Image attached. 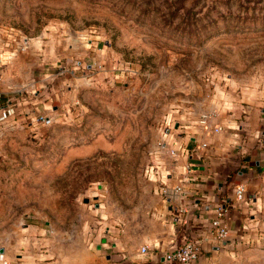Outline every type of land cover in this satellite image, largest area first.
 I'll return each mask as SVG.
<instances>
[{
    "label": "rangeland",
    "instance_id": "obj_1",
    "mask_svg": "<svg viewBox=\"0 0 264 264\" xmlns=\"http://www.w3.org/2000/svg\"><path fill=\"white\" fill-rule=\"evenodd\" d=\"M30 51L48 107L0 135L1 227L15 239H99L106 219L108 242L132 238L165 208L166 128L264 109V0H0V54ZM236 264H264V241Z\"/></svg>",
    "mask_w": 264,
    "mask_h": 264
},
{
    "label": "crops",
    "instance_id": "obj_2",
    "mask_svg": "<svg viewBox=\"0 0 264 264\" xmlns=\"http://www.w3.org/2000/svg\"><path fill=\"white\" fill-rule=\"evenodd\" d=\"M5 56L0 54V114L4 109L10 113L0 121V135L33 126L49 102L42 90L35 95L37 89L30 84L41 57L31 51ZM250 109L243 118L229 114L215 119L220 132L198 122L180 129L181 135L170 130L164 138L175 155L161 148L155 165L165 208L152 207L151 223L146 229L138 224L132 238L108 242L106 219L99 239L58 232L22 240L5 233L0 220V264H174L164 259V252L186 240L199 246L195 264H236L264 241V109ZM239 185L245 189L242 200L235 194ZM220 206L227 209L226 241L210 231ZM145 245L149 250L142 252Z\"/></svg>",
    "mask_w": 264,
    "mask_h": 264
},
{
    "label": "built area",
    "instance_id": "obj_3",
    "mask_svg": "<svg viewBox=\"0 0 264 264\" xmlns=\"http://www.w3.org/2000/svg\"><path fill=\"white\" fill-rule=\"evenodd\" d=\"M1 100V96H0ZM10 111L4 109L0 114V121L6 119L9 115ZM40 120H44V117H41ZM214 118L209 114H202L199 118L198 123L203 125L204 127L211 129L214 132H220L222 127L217 125L214 122ZM171 128H166L164 131V137L169 134ZM1 133V130H0ZM161 140L159 143L160 148L166 149L170 152V154L175 155V151L173 149L168 148L167 142L165 138ZM190 169V167H187ZM176 191L181 190V186L175 187ZM235 194L237 199L242 200L245 198V189L242 185L236 187ZM227 213V209L225 206H220L215 209L214 217L211 221L210 231L213 234V237L220 241H226L229 236V230L225 222V215ZM149 250L148 246H143L141 248L142 252H147ZM199 246L192 240H186L182 243L174 246L173 248L164 252V259L170 263L174 264H195L199 256Z\"/></svg>",
    "mask_w": 264,
    "mask_h": 264
}]
</instances>
